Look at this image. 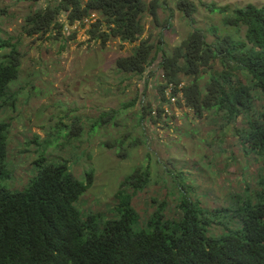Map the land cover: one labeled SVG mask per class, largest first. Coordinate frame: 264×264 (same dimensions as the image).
Masks as SVG:
<instances>
[{"label":"rangeland","instance_id":"1","mask_svg":"<svg viewBox=\"0 0 264 264\" xmlns=\"http://www.w3.org/2000/svg\"><path fill=\"white\" fill-rule=\"evenodd\" d=\"M49 1L54 0H0V40L17 44L20 56L18 76L8 85L9 92L17 94L15 107L0 113V122L8 126L6 167L10 173L2 188L8 192L25 188L35 175L32 163L46 143L48 162L65 163L79 181L93 173L91 188L76 206L82 216H96L99 226L115 216V194L134 171L149 173L148 185L131 201L141 220L164 205V218L178 221L182 194L199 201L201 207L219 209L232 208L237 197L257 189L264 167L245 149L242 118L227 124L213 111L197 119L184 106H167L157 92L162 79L155 63L139 77L117 72L115 61L129 55L140 40H160L168 51L194 29L209 44L216 37H229L248 49L245 27H230L223 20L235 9L261 7L264 0H144L157 5L156 21L144 14V33L138 42L114 40L105 46L89 41L86 28L77 23L66 25L63 16L61 36L26 37L22 26L27 14ZM183 2L194 8L191 16L178 7ZM201 4L227 11L212 13ZM8 52H0V61ZM215 70H220L217 63L202 73L201 89ZM236 75L244 81L241 74ZM181 78L188 83V78ZM252 95L258 99L260 92ZM158 108L163 113L155 118ZM105 114L104 123L92 129ZM114 142L113 149L103 146Z\"/></svg>","mask_w":264,"mask_h":264},{"label":"trees","instance_id":"2","mask_svg":"<svg viewBox=\"0 0 264 264\" xmlns=\"http://www.w3.org/2000/svg\"><path fill=\"white\" fill-rule=\"evenodd\" d=\"M183 4L178 7L191 16L194 8ZM201 5L212 13L225 15L227 11ZM156 7L144 0H54L27 14L22 33L26 37H59L65 26L61 16L66 25L77 23L85 28L83 20L95 13L97 19L86 27L89 41L101 46L114 40L132 45L144 33L142 16L147 14L156 21ZM223 23L245 27V40L251 47L245 49V44L229 37H216V42L209 44L205 35L194 29L168 51L160 40H140L129 55L115 61V69L140 77L155 63V71L168 83L177 85L183 81L181 77L188 78L182 102L175 107H186L197 119L213 111L227 124L242 118L245 149L264 167V5L235 9ZM6 49L9 52L0 61V113L14 109L17 100L8 85L18 76L20 56L17 44L0 40V52ZM214 63L220 70L211 71L201 89L202 73ZM157 92L161 103L167 104L162 85ZM253 92H260L258 99L253 98ZM156 112L153 117L159 118L163 109ZM142 113L144 117L145 108ZM106 116L101 115L92 129L100 127ZM149 121L156 122L153 118ZM7 129V124L0 122V264H264V177L255 191L237 197L232 208L207 209L182 194L178 221L164 218V205L141 220L131 201L148 185L149 173L134 171L115 194V216L99 226L96 216H82L76 206L91 188L93 173L79 181L70 175L65 163L48 162L46 143L32 163L35 175L25 188L13 192L2 188L1 183L10 177ZM115 145L103 146L113 149Z\"/></svg>","mask_w":264,"mask_h":264},{"label":"built area","instance_id":"3","mask_svg":"<svg viewBox=\"0 0 264 264\" xmlns=\"http://www.w3.org/2000/svg\"><path fill=\"white\" fill-rule=\"evenodd\" d=\"M97 19V15L95 13L90 14L86 19L83 20V25L85 28L89 26V24L95 22ZM162 82L161 85L163 86V94L164 98L167 101V106L175 107L176 103L180 100L182 102V88L184 86L183 82L175 85L173 83H168L160 73ZM166 112V111H165Z\"/></svg>","mask_w":264,"mask_h":264}]
</instances>
